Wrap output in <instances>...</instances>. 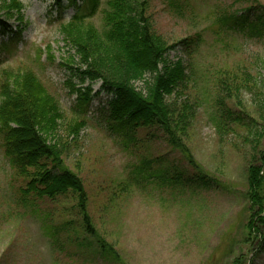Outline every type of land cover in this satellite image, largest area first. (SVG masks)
I'll return each mask as SVG.
<instances>
[{
    "label": "rangeland",
    "instance_id": "374dc122",
    "mask_svg": "<svg viewBox=\"0 0 264 264\" xmlns=\"http://www.w3.org/2000/svg\"><path fill=\"white\" fill-rule=\"evenodd\" d=\"M180 1L186 7L182 14L172 11L167 0H149L147 15L163 43L165 60L182 59L186 66L188 84L175 93L174 103L179 99L191 105L185 141L199 168L160 127L144 123L126 137L111 117L113 94L101 81L87 80L83 86L74 77L69 65L78 64L68 59L75 49L61 23L77 7L66 0H0L8 22L0 30V73L5 68L31 70L54 98L56 125L43 130L65 150L63 166L83 180L94 223L122 258L120 263L102 261L85 252L92 249L71 241L62 250L56 247L43 218L47 214L56 224L77 219L76 195L39 198L43 201L35 203V212L36 205L24 206L19 200L24 181L16 176L0 138V264H264V245L249 235L253 209L246 196L249 167L260 166L264 177V25L252 34L221 22L225 11L258 21L264 0ZM106 3L99 0L89 17L99 31ZM252 4L254 12L244 10ZM198 34L199 41L188 47L186 41ZM231 76L238 78L232 81ZM238 79L245 85L236 86ZM144 84L137 82L140 89ZM82 86L91 88V102L80 109L73 87ZM35 94L42 104L50 103L39 90ZM220 119L228 121L224 128ZM145 162L151 163L150 171L176 170L184 180L199 169L213 182L171 186L151 176L144 182L136 166ZM262 191L264 196V184ZM61 236L65 239L66 233Z\"/></svg>",
    "mask_w": 264,
    "mask_h": 264
},
{
    "label": "trees",
    "instance_id": "16d2710c",
    "mask_svg": "<svg viewBox=\"0 0 264 264\" xmlns=\"http://www.w3.org/2000/svg\"><path fill=\"white\" fill-rule=\"evenodd\" d=\"M66 1L77 7L73 17L61 23V30L68 36L69 45L75 49L73 58L68 59L71 63L78 64L69 65L74 77L81 80L83 86L87 80L101 81L102 87L113 94L109 103L111 117L118 122L117 127H121L118 130L126 137H133V133L144 123L160 127L169 142L180 149L194 167L199 168L185 141L191 105L188 102H179V99L174 103L175 93L188 84L186 66L182 59L175 62L165 60L163 43L153 31L147 15L149 0H107V7L103 9V31L97 30L89 19L96 13L99 0ZM167 1L172 11L178 14L186 11L180 0ZM80 2L82 5H79ZM85 7H89L88 13L84 12ZM253 8L252 4L244 10L254 12ZM221 19V22L229 24L230 28L241 27L242 30L247 29L252 34H257L260 32V25H264V12L257 15L258 21H251L249 16L244 14L235 16L228 11H225ZM7 26L8 22L3 19L0 10V30L6 29ZM196 37L186 41L188 47L198 42L201 34ZM38 78L31 70L5 68L0 73V138L16 176H21L24 181L19 189V200L24 206L36 205L32 207L35 212L38 206L36 202L56 200L63 195L74 193L77 197V219H66L56 224L46 214L43 224L48 239L61 250L66 247L67 241H71L82 249H92L85 252L93 257L99 255L102 261L120 263L122 258L114 243L101 234L94 223L88 208L89 197L83 180L77 173L63 166L62 155L65 150L56 142H51L43 130L46 125L49 131L55 127L54 119L58 118L59 108L54 98L41 87ZM235 78L238 76H231L232 81ZM138 80L145 81L141 89L137 86ZM242 80L238 79L235 85L244 86L246 82ZM83 86L73 87L79 97L80 109L91 102V88ZM37 90L49 104L40 102L41 97L35 94ZM229 112L233 111L229 108ZM82 123L74 129L78 131ZM219 123L224 128L228 121L220 119ZM262 134L264 135V115ZM150 166L151 163L148 162H145L143 167L136 166L138 176H142L141 181L147 182L151 176L160 183L171 186L179 181H187L189 184L196 181V184L201 183L204 186H210L213 182L199 169L195 177L184 180L181 172H155L150 171ZM262 172L260 166L249 167L246 191L253 209L247 227L249 235L258 241L260 247L264 245ZM30 196L32 197L29 198ZM81 232L88 235L81 236ZM62 233H66L65 239L62 238Z\"/></svg>",
    "mask_w": 264,
    "mask_h": 264
}]
</instances>
